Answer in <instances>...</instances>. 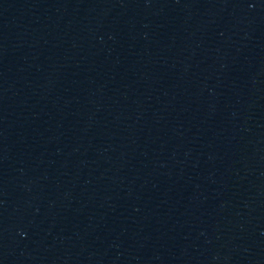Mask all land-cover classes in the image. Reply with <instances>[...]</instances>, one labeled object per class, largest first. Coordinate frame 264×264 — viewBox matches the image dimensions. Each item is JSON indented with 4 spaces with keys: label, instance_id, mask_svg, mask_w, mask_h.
I'll list each match as a JSON object with an SVG mask.
<instances>
[{
    "label": "water",
    "instance_id": "95a60500",
    "mask_svg": "<svg viewBox=\"0 0 264 264\" xmlns=\"http://www.w3.org/2000/svg\"><path fill=\"white\" fill-rule=\"evenodd\" d=\"M133 0H0V33L44 19Z\"/></svg>",
    "mask_w": 264,
    "mask_h": 264
}]
</instances>
